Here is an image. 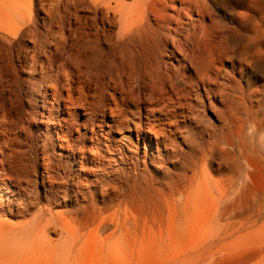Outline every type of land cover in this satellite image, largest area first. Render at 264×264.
<instances>
[{
  "label": "bare ground",
  "instance_id": "obj_1",
  "mask_svg": "<svg viewBox=\"0 0 264 264\" xmlns=\"http://www.w3.org/2000/svg\"><path fill=\"white\" fill-rule=\"evenodd\" d=\"M0 37L11 44L26 39L37 53L52 46L51 53L66 56L47 86L60 111L62 102L63 112L75 105L87 110V127L98 116L110 129L126 122L130 102L143 97L136 132L138 139H155L158 150H180L177 137L184 144L193 139L177 111H196L191 96L197 94L200 107L218 99L225 105L226 143L217 146L227 165L214 169L204 149L191 157L171 193L154 188L165 204L157 207L159 233L146 239L131 233L124 202L113 204L108 218L91 216L81 229L75 214L69 220L53 209L57 195L44 177L47 203L40 205L16 151V162L0 159V208L11 216L39 209L22 224L0 219V264H142L145 251L155 255L154 264H264V189H253L251 165L260 156L244 143L246 124L234 123L236 105L252 115L264 96V0H0ZM44 98L49 112L55 103ZM199 116L188 118L199 122ZM57 123L48 130L60 136ZM249 123V134L262 128L257 118ZM106 147L115 166L132 161L126 145ZM55 231L62 232L58 240Z\"/></svg>",
  "mask_w": 264,
  "mask_h": 264
},
{
  "label": "rangeland",
  "instance_id": "obj_2",
  "mask_svg": "<svg viewBox=\"0 0 264 264\" xmlns=\"http://www.w3.org/2000/svg\"><path fill=\"white\" fill-rule=\"evenodd\" d=\"M34 47L26 39L11 44L0 37V159L6 157L8 162H16L13 154L20 151L16 154L24 160L28 181L39 191L40 205L47 203L45 188L41 184L45 177L48 186L53 184L57 195L53 209L65 213L69 220L76 217L77 222H73L75 226L83 229L86 227V221L93 215H105L104 217L108 218L113 212V204L124 202L128 211L126 221L131 233L137 232L139 236L148 239L159 233L162 217L157 212V207L159 205L163 208L165 204L154 188H161L167 194L171 193V189L175 188L174 183L183 180L181 173L190 165L191 157L201 156L204 149L210 156V166L214 169L222 168L224 171L227 169L223 160L224 153L221 147L217 146L220 143L224 146L226 143L222 135L226 126L220 117L225 105L218 99H205L204 106L200 107L196 100L197 94L191 96L188 101L196 107V111H187V114L182 108L177 111L180 123L192 131L193 139L184 144L181 138L177 137L175 140L180 150H158L155 139L153 142L138 139L136 132L135 124L139 122V116L146 107L143 97L138 99L139 101L136 99L130 102L129 119L124 123L120 121L122 124H114L112 129L102 124L101 116H98L95 125L85 126L88 117L83 106L75 105L71 111L63 112L62 102L60 111L47 85L49 76L67 61L66 56L59 51L51 53L54 49L52 46H48V52H45L47 55L37 53ZM248 79L249 76L246 81ZM118 92L117 96L120 97ZM62 93L65 95V92ZM45 94L50 104L55 103L51 104L52 110L49 112L42 108ZM255 103L252 115L247 114L243 105H236L237 120L234 123L236 127L246 124L247 135L244 143L247 148H255L259 153V162L251 163L257 173L252 187L257 192L264 189V96L257 98ZM196 115L201 116L199 122L188 118ZM256 118L262 121V128L252 135L248 130L249 121ZM110 119L112 117L109 115L107 121ZM59 121L62 126L60 136L48 130V126L58 124ZM213 133H217V137ZM115 142L126 145L132 161H127L119 167L115 166L106 147H112ZM227 149L230 151L232 148ZM236 155L234 162L239 163L240 152ZM114 158L121 161L116 155ZM2 167L0 165V168ZM49 175L53 179L48 177ZM101 178H104L102 184L96 183ZM90 191L92 194L84 200L83 193ZM30 208L18 216H11L6 209L0 208V219L11 225L25 223L31 219L39 206ZM17 212L14 210L13 213ZM93 227L86 228V232ZM108 227L106 224L105 230ZM61 233L55 231L51 236L58 240ZM144 254L142 264H154L155 255L150 251H145ZM22 264L39 263L29 259Z\"/></svg>",
  "mask_w": 264,
  "mask_h": 264
}]
</instances>
